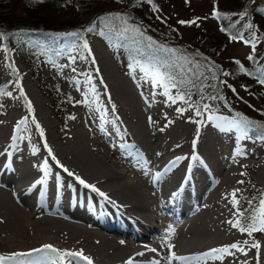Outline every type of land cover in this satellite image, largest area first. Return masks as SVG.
<instances>
[{"label":"bare ground","instance_id":"bare-ground-1","mask_svg":"<svg viewBox=\"0 0 264 264\" xmlns=\"http://www.w3.org/2000/svg\"><path fill=\"white\" fill-rule=\"evenodd\" d=\"M97 51L88 45L87 69H94L97 83L96 88L86 85L90 117L80 112L82 121L92 123L70 127L57 138L48 130L52 126L33 119L34 131L20 130L22 117L15 109L0 124V257L9 258L2 264H69L70 258L62 261L57 253L35 251L44 245L59 252H82L91 264H257V250L228 232L234 228L227 203L238 184L228 159L243 153L239 167L257 165L254 177L264 182V145L245 138L228 152L231 130L217 125L191 141L185 140L190 136L185 127L156 134L141 123L139 109L146 97L138 96L134 80L115 78ZM103 101L115 118L107 116ZM31 104L46 118L43 103ZM97 146L105 148L101 156ZM255 242L260 244L259 264H264V232ZM232 244L247 255L236 249L216 253V258L203 255ZM173 254L177 259H171ZM70 264L88 261L76 258Z\"/></svg>","mask_w":264,"mask_h":264},{"label":"rangeland","instance_id":"rangeland-1","mask_svg":"<svg viewBox=\"0 0 264 264\" xmlns=\"http://www.w3.org/2000/svg\"><path fill=\"white\" fill-rule=\"evenodd\" d=\"M5 1L11 5L20 6L28 0ZM56 1L62 3L68 2L67 0ZM153 1L154 2H151L150 6L148 4L149 1L139 0L138 5H140V9L146 10L151 19H153L154 22L152 25H154L155 31L158 34H173L178 38V45L181 47L178 45H176L175 48L169 46V48H171L170 54L173 59L172 62L179 63L183 71L185 70L189 72L192 67L197 69L189 73L185 72L187 74H184L183 71L180 70V74L188 76L193 74V72L196 73L197 76H200L206 93H208L212 85L218 82L219 78L222 79L221 82H224V89L222 90L219 88L220 93H222L220 96L223 98H227L230 94L235 96L237 103H232L234 110L240 111L242 115H247L245 108H248L253 113L257 112L259 113V116L261 115L264 118V98L261 101L259 100V95L255 96L259 93L257 89L259 86L261 91L264 92V85L260 83L261 80H264V67H261L264 63V58L261 54V48H254L249 45V43H245L242 39H224L223 35L217 30V23L212 8L213 0ZM135 2L136 0L131 3V7ZM79 5V3H77V5H72L71 3L65 4L63 7H59L58 10L56 9L57 13L55 14L60 15L61 17L74 16L79 12V10L77 11L76 9L79 8ZM251 7L252 9L264 12V0H252ZM116 9H119V7L108 3L105 10L113 11ZM124 16L114 12L108 15L104 22L110 23V30L116 37L122 36L126 41H131L126 42V45L134 44L132 39L136 40L140 36L148 35L147 33H144V30H141L140 32V29L131 23L130 19ZM91 18L92 16L85 17L84 22L86 23ZM182 21L184 23H181ZM88 29L92 30L89 31ZM88 29L81 34L75 32L64 33L49 47L31 39H24V50L30 55V60L35 61L32 64V68L24 66L21 63L17 51L12 48L9 49V47L5 45L3 38L0 36V85L4 84L3 90L0 88V124H2L9 114H14L15 109L18 110L15 112H19L22 117V120L18 124L20 130L27 128L30 132L34 131L32 122L33 120H36L37 122L39 121L40 123L52 126L51 130H48L57 138L60 137V135H66L70 127L72 129H79L80 127L81 129L85 124L89 125L92 123L91 120L82 121L80 116L81 112L82 115H85L86 113V115L90 117V114H88L90 113L88 108L90 105L88 103L92 102L91 94L87 87L89 85L94 88L97 87L95 81L96 76L92 73L94 69H87L90 59V56L87 54V49L84 48V42L87 41L88 45L93 44L95 51L96 49L99 50L97 51L98 57H100L99 59L105 62L107 61V64L109 63L108 65L115 78L123 79V81L125 79L134 80L138 96L143 95L146 97L144 103H142L143 101L141 102V109H139L140 112H143L141 123L145 126L147 125L151 127L156 134L160 133L159 130H169L171 127H185L190 132V136H186L185 140L191 141L192 139L197 138L203 129L215 125L219 127L221 126V128L231 130L230 134L227 136L228 140L227 145L225 146V149L228 152H232L235 145L245 143V138L254 140L248 137V134L250 135V133L243 129V127L238 126L235 123H223L222 121H219L220 116L211 113L209 98L205 99V102L201 106L200 116L196 115L195 107H189V104H185L184 101L176 99L179 96L172 91V85L167 84V81H164L156 71H153V66H150L151 63L160 61V57L158 56L159 51L153 48L152 53L157 60H151L149 58L148 64L134 63L133 61L132 63H127L122 50L118 48L115 43H112L110 38H107L104 33L98 32L94 28ZM204 35L210 38L216 45H220V48L216 52L209 51L208 59H204L203 57H201V59L197 57L194 59L193 54L195 53H193L187 45H191L192 47L198 46L201 39L200 37ZM182 46L189 49L183 48ZM100 50L103 54L99 53L101 52ZM200 50L203 51L202 48ZM249 57H251V59H249ZM73 69H75V71H73ZM247 69L255 70L256 73L257 71L261 73V76L259 75L256 77V82L259 86L256 84V87L252 83L251 92L247 90L249 87H246L245 84L242 86L237 84L239 83L237 81L239 76L243 71H247ZM84 70L89 71L84 73ZM138 82H141V84ZM25 83L26 85H24ZM229 83L231 85H229ZM40 85L43 86L42 89L39 88L41 87ZM44 85L49 89L51 88L50 90L54 91V93L58 89L59 94L68 95L71 99V103L64 101L57 106L52 105L49 101L51 100V96H49L50 94ZM233 89H235V91H233ZM21 90L23 91L24 96H28L27 99L21 95ZM165 93H167V95ZM169 96L174 98L175 102L170 100ZM260 96L264 97V93H261ZM54 97L55 102L57 103V94H55ZM30 99L33 102L39 100L41 104L43 103L41 105V112L46 118H42L41 115L37 114L38 112L33 104H31ZM12 102H17V105L16 103L11 105L10 103ZM148 102H151L152 106H150ZM103 103L105 102H101V107L105 110L107 116L110 118L112 117V119L115 118L117 115L115 112H112V107L108 106L106 103V105H104ZM155 103L157 105H155L156 107L154 106ZM29 104L31 106V111L29 110ZM204 105H207L208 107L205 109L203 107ZM144 108L146 109V112ZM158 109L160 110L158 111ZM181 109L184 111L181 112ZM27 113L31 115V119L27 118ZM60 117H65V119L62 120ZM248 120L252 121V125L257 124V121L253 120L251 117H249ZM168 121H170L169 124H167ZM193 121H199V123ZM57 128L61 130L57 132ZM234 137L235 139L231 141ZM56 142L58 143L57 140ZM252 143H257L260 146L264 145V138L255 139ZM104 149L105 148L102 146L96 147L98 156H101L100 152L103 153ZM242 154L238 156L233 155L228 160L229 165L236 172V177L238 179V184L236 185V198L239 200L238 207L244 211V200H251L253 203L258 190H264V182H260L254 177V171L257 168V165H249L250 168L247 166L248 168L245 167V169L239 167L240 164L243 163L241 160ZM232 199L233 197L231 195L227 203L229 208V220L235 222L238 217L235 215L236 208H234L233 204L230 202ZM246 217L247 215L245 214V220H247ZM243 222L244 221L242 220V223ZM228 232L233 235L236 234L240 239L243 238L242 241L247 242H244L247 246H250V244L255 242L261 233L259 231L254 232L250 237L247 233L241 234L237 228H231Z\"/></svg>","mask_w":264,"mask_h":264},{"label":"trees","instance_id":"trees-1","mask_svg":"<svg viewBox=\"0 0 264 264\" xmlns=\"http://www.w3.org/2000/svg\"><path fill=\"white\" fill-rule=\"evenodd\" d=\"M67 1L62 3L56 0H28L22 5L16 6L7 3L5 0H0V34H2L0 36L9 49L12 48L17 51L24 66L32 68V64L35 62L30 60V55L24 50V39H31L49 47L54 44L58 36L64 33L75 32L81 34L88 28H94L98 32L104 33L107 38H110L112 43H115L122 50L127 63H132L133 61L134 63L148 64L149 58L157 60L152 53L153 48L156 49L159 51L158 56L160 57V61L151 63L150 66H153V71H156L164 81H167V84L175 85V87L172 86V91L179 97L183 96L185 104H189V107H195V110L197 108L201 110L205 99L209 98L210 109L213 115H218L225 121L234 122L238 126L243 127V129L250 133L251 137L264 138V118L261 115L260 118L259 113H253L248 108H245L247 115H242L240 111L234 110L232 103H237L236 97L231 94L227 98L220 96L222 94L220 93V89H224V82H221L222 79L219 78L218 82L212 85L208 93H206L200 76H197L194 72L188 76L184 75L197 70L195 67H192L189 72L183 71L179 63L172 62L171 48L169 46L175 48L178 45V38L173 34H158L155 31L154 25H152L154 21L148 12L140 9V5H138L139 0H136L132 7L131 3L135 0ZM147 1H149L148 4L150 6L151 2H154L153 0ZM70 3L72 5L80 4L79 8H76L77 11L79 10L76 15L61 17L55 14L59 7ZM108 3L118 6L119 9L113 11L105 10ZM251 4L252 0H213L214 18L217 23V30L223 35L224 39H242L254 48L260 47L264 58V12L252 9ZM114 12L123 16L125 15L124 17L130 19V22L140 29V32L144 30V33L148 35L140 36L136 40L132 39L134 44L126 45V42L131 41H126L122 36L116 37L110 30V23L104 22L106 17ZM87 16H92V18L85 23L84 19ZM200 38L198 46H187L195 53L193 54L194 59L196 57L208 59L209 51L216 52L220 48V45H216L206 35ZM201 48L203 51L200 50ZM261 67H264V63ZM180 70L184 74H180ZM259 75L261 76L260 72L257 71L256 73L255 70L247 69V71H243L239 76L237 80L239 83L237 84L241 86L245 84L246 87H249L247 90L251 92L252 83L256 86V77ZM229 85L231 84L229 83ZM40 86L39 88L42 89L43 86ZM44 87L47 88L45 85ZM0 88L3 90L4 84L0 85ZM50 89L47 88L49 96H51V100L49 101L52 105L57 106L64 101L71 103L68 95L59 94L58 89L55 93ZM257 89L259 93L255 96L259 95V100L262 101L264 97H261L260 94L264 92L261 91L260 86ZM55 94L58 96L57 103L55 102ZM212 97H215V99H212ZM249 117L256 120L257 124L252 125V121L248 120ZM60 118L62 120L65 119V117ZM262 195L263 191L258 190L251 206L247 202L248 200H244L243 212L247 217L252 213L253 208L259 207ZM248 222L250 223L251 221Z\"/></svg>","mask_w":264,"mask_h":264},{"label":"snow or ice","instance_id":"snow-or-ice-1","mask_svg":"<svg viewBox=\"0 0 264 264\" xmlns=\"http://www.w3.org/2000/svg\"><path fill=\"white\" fill-rule=\"evenodd\" d=\"M218 15V13H217ZM181 23H184L183 21ZM251 27V26H249ZM89 31H91L92 29H88ZM2 35V34H0ZM84 48L88 49V43L87 41L84 42ZM90 51V50H89ZM249 59H251V57H249ZM95 61H93L94 63ZM13 70L15 71V69L13 68ZM73 71H75V69H73ZM260 83L262 85H264V80H261ZM173 87H175V85H172ZM233 91H235V89H233ZM167 95V93H165ZM21 95L24 96L23 91L21 90ZM25 99H27L26 96H24ZM169 99L172 100L173 102H175V99L172 98L171 96H169ZM176 99H180V100H184L185 98L183 96L177 97ZM212 99H215V97H212ZM205 109L208 107L207 105L203 106ZM29 110L31 111V106L29 104ZM181 112H183L184 110L181 109ZM196 115L200 116L201 112L200 109L197 108L196 110ZM195 123H199V121H193ZM37 129H40L39 124L36 125ZM40 134L41 136H43V130L40 129ZM194 146H195V142H194ZM49 154H51V150H49ZM53 159H55V157H53ZM58 163V162H57ZM64 171H68L67 169H64ZM69 175H73L71 172L68 173ZM77 180H79V182L81 184H83L85 187H91L92 191L94 192H98V189L95 188V186H91L86 184L83 180H81L79 177H77ZM101 196H104V193H99ZM233 199L230 201L233 204V207L236 208V217H238V219L233 222V221H229L230 225L234 228H237L241 234L247 233L250 237L252 236V234L254 232H264V196H262V198L259 201V207L258 208H253L252 209V213L247 217V220H245V213L238 207L239 205V200L236 198V191L234 190L233 193L231 194ZM249 203V205H252V201L248 200L247 201ZM258 213V215H257ZM242 220L244 221L242 223ZM248 221H251L250 223ZM247 243V242H245ZM250 248H255L257 250V264H259V250H260V244L258 242H253L250 245ZM230 249H236L237 251H240L242 254L247 255V251L242 248L240 245L238 244H232L230 246H226L222 249H212L211 251H209L208 253H204L203 255L205 257H209V258H216L215 254L216 253H227V254H231L230 253ZM50 251L53 253H57L58 257L60 260H65L66 258H70L71 259H82L85 261H88V264H91V260L84 256L82 252H59L57 249H55L53 246L51 245H44L43 248L41 249H37L35 251L37 252H43V251ZM151 251L155 252V249H151ZM15 256H26V255H30L29 253H17L14 254ZM138 255H143V253H140ZM5 259H9L7 257H0V264H2V262ZM171 259H177L174 254L171 257ZM70 260H69V264H70ZM128 264H132V261L130 260L128 262ZM150 264H159L158 261H151ZM169 264H171V260L169 261ZM245 264H247V262H245Z\"/></svg>","mask_w":264,"mask_h":264}]
</instances>
